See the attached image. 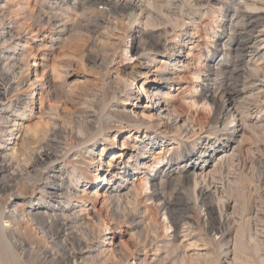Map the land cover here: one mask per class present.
Listing matches in <instances>:
<instances>
[{
  "label": "bare ground",
  "instance_id": "bare-ground-1",
  "mask_svg": "<svg viewBox=\"0 0 264 264\" xmlns=\"http://www.w3.org/2000/svg\"><path fill=\"white\" fill-rule=\"evenodd\" d=\"M62 1L64 2L65 5V7L63 8L65 13H63L62 11L60 13L51 12L50 13L51 16L48 18V16L46 15L47 12H45L44 10L42 12V8H41L38 11L37 19L35 20L38 23V25L41 22H44V26L50 27L51 31H55L56 29L61 28L59 33H67L68 31L71 32L68 26L70 24L69 23L70 19H69V15H66L67 14L66 11H69L71 8L77 9L79 5L78 3L80 2H78L77 0H62ZM239 3L241 4V2ZM43 4L44 3H40V5ZM96 4L102 6L101 9L103 10L99 12L97 11V13L101 15L102 13H105L107 10L113 11L115 9L116 12L117 11L121 12V14L120 13L118 14L121 15L119 18L122 21L121 23L126 24L124 25L126 28L123 29L125 33L124 34L125 37L122 38L119 37L121 39H117L118 37L116 38L114 36H109L104 32H97V35L95 34L96 35L95 37H97L101 41L102 40L107 41L106 42L107 44H105V42L104 44H102V42L100 41H98L99 43L97 44L95 43L96 41L93 43L94 46L97 47V49L100 48V52L103 50L105 53L104 50L105 47L110 44L109 39H115L116 42L115 44H110L111 46V47L109 46L110 48L106 47L108 48V50L106 49V53L110 52L107 53L108 57H106V54H103L102 56L101 53H100L101 56L98 54V55H94L93 57H90L91 58L90 61L93 67L97 66L102 70L103 73L102 74L99 73L97 77L98 85L100 86L98 87L99 89L95 88L97 92L95 91L96 93L91 95V99L87 100L88 103L87 102H86L87 104L85 103L86 106L84 108L82 107L83 109L81 108L79 114L76 116L70 115L68 118L69 122L65 123L63 121L64 117L62 118L63 115L60 117V114L57 111L58 109L52 108V111L54 110V112L51 111V113L47 115L49 116L48 124H50V126L46 129H42V131L39 134L35 132L37 130L35 131L32 130L31 134L33 135L34 134L33 132H35L36 134L33 137H31L32 135L30 134L31 135L30 137L32 138L31 140L32 142L30 145L25 146L23 143L24 140L29 137V132L31 128L29 129L27 127L26 128L23 127L22 124L19 122L20 120L19 118L18 121L11 118L12 116H16L17 118L18 114L15 115L14 113H12L11 115H4L3 113H0V196L3 198L6 197V200H4V202H2V205H0V242H1L0 264H5L4 262H6V264H12V262L13 264H18L21 260L23 259L26 260L25 259L26 257H30L32 255L39 258L38 261L39 264H79L81 262L84 263L86 259L85 256L87 254H90L89 252L91 251L101 253L100 250H107L109 252H112V250L114 249V241L117 239L118 234L115 228L111 229V227L110 228L106 227V224L105 223L103 224V221H100L102 218L105 217L100 216L101 215L100 212L95 209L96 204H101V206L103 205L105 207H108L107 209L109 211L111 207L115 208L114 213L116 214L117 218H121L125 221V223L127 224V226L125 225L127 229L135 231L134 234H130L131 237L133 238L136 235L138 238H140V244H139L140 248L138 247L140 249V252H145V249L147 247H150L153 249V251L156 252V253L154 252L155 254H153V256H156L157 251L161 250L162 248H165V246H170V247L176 246L177 248H191V249L193 248L192 250L194 251L197 250L198 247L197 245L198 240L196 239L197 233L195 232L196 230L193 231L191 229L192 225L190 224L191 222L189 223V220L188 222L184 223L182 226H180L178 222L177 223L173 222V226H171L173 227V233L171 236H167L166 241L164 242V246H162L163 244L161 245L159 244L160 242L155 236L149 235L147 233L144 234L143 237L137 235L136 231L137 230L141 231L139 227L140 224L143 223V222L141 223L137 222V224H133L137 218H142L139 213V207H140L138 204L139 198L143 197V201H144V202L142 201L143 203H145V201H149V202L153 201L156 203L158 202L156 204L157 209L160 212L163 211L162 213H164V211L167 210V203L169 204L170 202L167 200L165 201L164 200L165 198L162 197L161 195L162 189L165 187V184L167 182H171L175 180V181H179L180 183H184V182L191 183L193 188L192 194H194L195 197L194 200L195 205L197 202H199V200H202L203 198L204 200H206L205 198L207 197L209 198L215 197V199H217L218 202L224 200V199L220 200L221 198L219 196L220 189H218L213 184L214 182L213 174H211V176H208L205 172L207 163L202 164L200 167L198 166L196 171L189 172L187 171L186 166L189 164L187 163V161H190L189 158L190 156L189 157L186 156V160L182 161V162H186V165L184 166L182 165V167L179 168L178 167L172 168L173 167L172 163L167 162L166 168L163 169L164 167V165H162L163 159H161L162 157L160 155L164 149L160 147L158 150L159 152H156L154 156L153 154H151L153 149H155V147H158L159 145V142H157L156 137H151L149 133L146 134L147 132H145V135H143V140L135 139L134 141H130L128 138L129 136L127 138H123V133L127 127H133V129H131L130 131L131 135L137 133V131L134 130L137 129L138 127H144L146 128L147 131L161 130L162 128L161 133L170 131L169 134L170 139L171 137L173 139L180 138L182 134L185 136L187 134H190L191 136H195L198 133H200V131H202L203 129L196 124L192 125L188 120H183L182 117L179 116V114L173 110V108L170 109L168 105L169 104L168 100L161 97V93L158 90L160 85L163 84L162 82L160 83L161 75L151 73L148 70L147 65H145V69L143 67L144 64H147L144 63L143 61L144 60L143 55L147 50L145 49V47H143L144 33H143V29L141 28L143 25V21H142L143 17H145L144 26L145 27L150 26L151 24L154 23V21H156L155 20L156 18L152 15L153 13L151 14V12L154 10L156 15L159 16L158 14L162 15L163 10H161L160 6L151 0H96ZM55 6H58V4L56 3L53 7ZM255 7L254 9H256ZM251 9L253 8H250V10ZM172 13H169L167 15L163 14L162 18L166 17V21H168L169 17L176 15ZM98 16L99 15H97V17ZM256 18L259 19L258 17ZM187 20H189V22L193 21L190 18L189 19L187 18ZM251 22L252 21L250 20L249 24L245 25L242 28L243 30H246L248 34L246 35L245 39L241 41L240 48L242 49L245 57L248 58V61L255 60V58L264 60V53H261V50L264 49V36L262 35L263 30L261 29V25L257 24L253 26ZM23 26H16V19H14V17L7 16V14L4 13L0 14V41H2L3 43L5 42L7 43L8 40L11 41V39H13L14 37L18 38L24 29ZM25 26L28 28L27 25ZM111 26L112 25H110V27ZM113 27L114 29L112 28V31L118 29L117 26H113ZM14 28L16 31L14 32L11 31V29ZM110 29L111 28H109V30ZM247 29L249 30L258 29V30L256 31V35L253 36L252 32H250ZM154 37H158L155 41L156 47L159 45L164 46L163 44L166 43V40L163 44H161L163 39L161 40V37L159 36H154ZM123 38H130L131 41L129 49L126 50L123 49V53L125 52L127 55V53H129L130 51L131 55L129 58H127V56L124 54L125 55L124 60L127 61V64L126 63L123 64L124 66L119 65L120 68L117 72V75L112 77L111 74L114 71V66L116 63L114 59L116 56L115 54L118 49V46L122 45ZM55 40H58V38ZM55 40H53V42H55ZM174 45L177 46L178 44H174ZM53 46L54 44L52 43L50 45L45 44L42 47H39L36 50L35 54L24 55L23 58L21 57L23 61V65H21L22 63L20 64L17 62L19 57L6 55L3 50L4 48L0 47V100L1 101L3 100L4 101L6 100L7 102H12L15 100L21 101V103L23 102L24 105L26 106L29 105L32 108L35 103H38L39 104L38 108L41 109L43 107L44 104H43L42 95L46 92V90H48L51 84L55 83L57 79H58L57 82L58 81L61 82L62 77L65 75L55 72L54 68H56L57 71V67H58L56 65H52L50 67L48 66L49 68L45 69L41 73H38L35 69H32V67L38 66L40 64H37L35 62L29 64L28 60L30 58H35L36 60L42 62L43 65H45L48 62L49 57H51L50 59L52 61V64H54L53 60L55 59V57L52 56ZM177 48L178 49L174 48L172 50L173 54L177 55L181 51V47L177 46ZM87 49H89V47ZM89 52L91 53V51ZM190 55L191 54L187 53L185 59H188ZM74 57L71 58L75 60L76 58ZM69 58L67 60H69ZM62 59H65V57H62ZM74 60L71 61L74 62ZM79 60H77V62H80ZM248 61L242 62L243 68L240 69L238 68L239 70H237V72L238 71L242 72L241 75L239 74L241 79L239 83H241L243 87L244 85L249 83L251 79L255 78V74L259 73L262 69H264V64L258 66L259 63L257 64V66H255V68L252 67L251 69L247 65ZM63 62H65V60H63ZM82 63H84V61L81 62V64ZM65 67L64 70H62V72L66 71ZM67 67L69 68V66ZM127 68L129 69V71H126ZM58 70L60 71V69ZM97 73L98 72H96V74ZM150 76H152L153 79L149 81L148 78ZM204 76L208 77V75H204ZM174 79L175 78H173L172 80L175 81ZM60 82L57 83L59 84L57 85V87L60 86ZM75 82L73 83L74 84L80 83V82H76V83ZM134 82L135 85L133 89L127 88L129 85H133ZM61 87L64 86L62 85ZM65 89L64 91H66ZM68 89H72V87H68ZM244 89L246 88L237 89L235 85H231L230 87V85L227 84L223 89L220 90L218 89L219 91L216 92V94L213 96L211 100L212 101L211 108L208 111L210 115L209 118L211 123L210 125L207 126V128L213 131H217L219 129L220 131L222 130L225 132V136H226L225 148H227V144L229 141L236 140L235 138L239 133H242L247 126L249 128V125H247L248 120H246V117L243 115L244 111H242V105L240 101H237V99L241 98L245 93ZM99 92L100 93L107 92L110 95V98H107L109 99V101L112 99H118L117 96L119 94L121 95V93L123 94V96H125V98L124 100L122 99L123 101L122 100L120 101L119 106H114V108H111V106H109V102L108 105H105L103 103L102 106L99 107L96 104L97 96H99V94L97 93ZM141 94L147 96L146 103L149 102L150 104L147 106L137 105L136 112L133 113L131 111H130L131 113L127 112L124 107V105H127L126 101H129L130 98L133 99L132 97L139 96ZM67 95L69 96V93ZM73 95L74 94H72V96ZM192 106L195 107L196 105H192ZM66 110L68 111L70 110V108L67 109L66 107ZM72 110L74 111V109ZM76 111L77 110H75V112ZM38 112H36V114H38ZM70 114H72V112ZM37 118H39L38 115ZM119 118L124 119V121H118L117 119ZM116 122H118L117 125ZM48 124L46 125V127L48 126ZM70 124H72V126H70ZM34 127L32 128L36 129ZM74 127L78 129L77 131L78 134L76 133L77 135L73 131ZM92 130H94V132L89 133V131ZM113 131H116V134L114 137L111 138L109 135ZM243 137L244 134L241 138ZM197 138L199 140L198 142H196L194 149H198L199 147H202L207 142V140L203 141L204 139H202L203 138L202 135ZM241 138H240V143L242 142ZM98 142L101 143L100 144L101 150L99 152H96L95 147H96V143ZM242 143L245 144L246 142H242ZM140 148L143 152V155L142 156H140L141 154L139 156L134 155V153L138 151V149ZM204 148L205 147H203V149ZM237 151L239 152V150ZM200 155H205V153H201ZM96 156H98L99 158L95 159ZM235 156H237V154ZM226 157L227 155H224L219 158H215V161L216 160L219 162L222 161L223 164V159ZM235 160L236 159L234 158V161ZM9 173H12L11 176L13 179L17 178L19 180L22 179L23 177L27 179V181L24 184L22 183L23 185L21 184L22 187L20 191L16 192L13 190V185L10 184L8 185V181L5 180V176L7 174L9 175ZM139 175H141L140 178H138ZM82 187L83 189H81ZM93 188H96L95 191H90V189ZM27 189L28 190L31 189L30 190L31 192L29 191V194L25 193V190L28 191ZM9 200L11 203L13 201L14 203L21 202L23 203L24 206H21L20 209H17L16 207L10 209L8 205ZM35 202H41L44 204H40V203L35 204ZM122 204L123 206L125 205L127 209H125L124 207L125 210L119 213L118 210L120 209V206ZM229 206H230L229 202L226 201L225 204H221L220 208L218 207L219 212L218 211L217 212L219 215L218 217H219L220 226L224 225L226 223L225 221L228 220L226 217H225L226 219L224 218L222 219L221 216H223L222 213L224 212V209ZM111 213H113V211ZM108 214L110 215V213ZM262 216H263L262 223H264V212ZM185 220L187 221V219ZM32 221H36V222L39 221L38 225H40V229L42 230L41 236L37 237L29 232L30 230H28V226L30 225L29 223ZM150 221H147L146 223L144 222L145 229L147 227L154 228V223ZM110 225L112 226V224ZM34 227L36 226L34 225ZM260 227L261 228L258 233H262L264 231V224H261ZM32 230L34 231V229ZM254 230L256 231L257 229ZM120 232H122L121 229H119L118 233ZM219 232L220 230L218 231V233ZM49 235L50 237H48ZM249 235H250V239L254 240V238L252 237L253 235H251V233H249ZM219 236H220L219 243H221L226 237L230 236V233L220 232ZM238 236L239 235H236V242L239 238ZM254 236L255 237L258 236L257 232L254 234ZM100 238H106V240L101 242L97 241L98 242L96 243L97 245L94 246V244H92L93 241L95 242V240ZM229 238L231 239V236ZM88 240L92 242H88ZM256 240H254L255 241L253 242L254 244L252 243V241H250V243H252L254 247L255 245H257L256 242H258ZM236 242H234L233 250L234 249L236 250L238 246L237 244H235ZM200 243L202 242L200 241ZM133 252L135 253L131 256V262L127 261L126 259L124 263H122L121 261L120 264L121 263L144 264L141 261H139L138 258L139 256L138 254L140 253L139 250L136 249V251ZM192 255L198 256V252H194L192 253ZM150 262L152 264H157L159 263V259L157 257H153ZM92 263H95V260H93ZM220 264H225V263L222 262Z\"/></svg>",
  "mask_w": 264,
  "mask_h": 264
},
{
  "label": "rangeland",
  "instance_id": "rangeland-1",
  "mask_svg": "<svg viewBox=\"0 0 264 264\" xmlns=\"http://www.w3.org/2000/svg\"><path fill=\"white\" fill-rule=\"evenodd\" d=\"M77 1L80 2L78 3L79 5L77 9L71 8L69 11H66L67 13L66 15H69V19H70L69 20L70 24L68 26L71 32L68 31L67 33H59L61 28H58L55 31H51L50 27L44 26V22H41L38 25V23L35 20L37 19L38 11L41 8H42V12L43 10L47 12L46 15L48 16V18L51 16L50 14L51 12L60 13L62 11L63 13H65L63 9L65 5L62 0H0V14L4 13L7 14V16L14 17V19H16V26L24 25L23 26L24 32L22 31L21 35H19L18 38L14 37L13 39H11L12 42L8 40L7 43L6 42L3 43L2 41H0V47L4 48L3 50L5 54L9 56L19 57L17 62L20 64L22 63L21 65H23V61L21 57L23 58L24 55L35 54L36 50L39 47H42L45 44L50 45L52 43L54 44L53 53H52V56L55 57V59L53 58L54 64H52V61L50 59L51 57H49V60L45 65H43L42 62L36 60L35 58H30L28 60V63L31 64L32 62H35L37 64H40L38 66L32 67V69H35L38 73H41L42 71H44L45 69L49 68L52 65H56L58 66L57 71L56 68H54L55 66L53 67L55 72L61 73L62 75L66 76V77L63 76L65 78L62 77V80L60 79L62 83L60 81L57 82L58 79L56 80L55 78L56 81L55 83L51 84L52 87L50 86L48 90H46V92L42 95L44 105L41 109L38 108L39 107L38 103H35L32 108L29 105L27 106L24 105V103L23 102L21 103V101L15 100L12 102H7L6 100L5 101L0 100V113H3L4 115H11L12 113H14L15 115L18 114L19 117L17 116L16 118V116H12L11 118L15 119L16 121H18L19 118L20 119L19 122L22 124L23 127L25 128L27 127L29 129L31 128L28 137L29 139L26 138L27 140L26 139L24 140L23 144L25 146L31 144L32 142L31 137H33L36 133L39 134L42 131V129H46L50 126V124H48L49 116L47 115L51 113L52 108L58 109L57 111L60 114V117L63 115L62 116V118L64 117L63 121L65 123H68L69 116L78 115L81 108L82 107L84 108L88 103L87 100L91 99V95L97 92L95 88L99 89L98 87L100 86L98 85L97 77L99 73L102 74L103 72L97 66L93 67L90 61L91 59L90 57H93L94 55H98V54L100 56L101 54L102 56L103 54H106V57H108L107 53L110 52L106 53V49L108 50V48L106 47H109L110 44H115L116 41L115 39H109L110 44L105 47L104 49L105 53L103 50L100 52V48H98L99 49L98 50L93 43L96 41L95 43L97 44L99 43L98 41H100L102 42V44H104V42L105 44H107L106 43L107 41L106 40L101 41L100 39L95 37L97 35V32H104L109 36H114L116 38L118 37L117 39H121L122 37H125L124 35L125 33L123 29L126 28L124 26L126 24L121 23L122 21L121 19H119L121 16L120 15L121 12L119 11L116 12L115 9L113 11L107 10L105 13H102L101 15L98 14L97 11L99 12L103 9H101L102 8L101 5L96 4V0H77ZM151 1L159 5L161 10L164 11V12L162 11V15L163 14L167 15L172 12H173L172 14H176V15L171 16L173 18L169 17L168 20L169 22H168L166 21V17L162 18L161 14H158L159 16H157L153 10L151 14L153 13L152 15L156 18L155 19L156 21H154L153 24L147 27L144 26L145 17H143L142 20L143 25L141 27L144 33L143 47L147 49L145 54L143 55L144 58L143 61L144 63L147 64H144L143 67L145 69V65H147L148 66L147 68L151 73L161 75L160 83L162 82L163 84L160 85L158 90L161 93V97L168 100L169 102L168 105L170 109L173 108V110L176 111V113H178L183 120H188L192 125L196 124L203 129L202 131H200V133L197 134L198 136L197 135L191 136L190 134H187L185 136L182 134L180 138L173 139L171 137L170 139L169 137L170 131H166L167 133L166 132L161 133L162 128L161 130L147 131L146 128L144 127H138L137 129L134 130L137 131V133L134 134L135 135L134 136L131 135L130 133L133 127H127L123 133V138H127L129 136L128 138L130 141H134L135 139L143 140V135H145V132H147L146 134L149 133L151 137H156L157 142H159V145L158 147H155V149H153L152 151L153 153L151 152V154H153L154 156L156 152H159L158 150L160 147L164 149L160 155L162 157L161 159H163L162 161V165H164L163 169L166 168L167 162L172 163L173 166L172 168H177V167L179 168L182 167V165L183 166L186 165V162H182L186 160V156L188 157L190 156L189 157L190 161H187V163L189 164L186 166V169L189 172L196 171L198 166L200 167L202 164L207 163L205 172L208 176H211V174H213L214 177L213 184L218 189H220L219 190L220 191L219 196L221 197L220 200L224 199L223 201H219V202L221 204H225L227 201L230 204L229 207L224 209V212L222 213L223 216H221L222 219L227 218L228 220L225 221L226 223L224 225L221 226L219 225L218 207L220 208L221 204L217 201V199H215V197H210V198L207 197L205 198L206 200H204L203 198L202 200H199V202H197L195 205L194 204L195 197L194 194H192L193 188L191 183L184 182L185 183L184 184V183H180L179 181L173 180L171 182H167L165 184V187L162 189V193H161L162 197L165 198L164 199L165 201L167 200L170 202L169 204L167 203V210L164 211V213H162L163 211L160 212L157 209L156 204L158 202L156 203L153 201L151 202L145 201V203H143L144 202L143 197L139 198L138 200V204L140 206L139 213L142 218H137L133 224H137V222L140 223L143 222V223L140 224L141 228L139 227L141 231L137 230L136 233L141 237H143V235L146 233L155 236L160 242L159 244L160 245L163 244L162 246H164V242L166 241L167 236H171L173 233V227H171L173 226V222L176 223L178 222V224L182 226L184 223L188 222L189 220V223L191 222L190 224L192 225L191 229L193 231L196 230L195 232L197 233V238H196L198 240L197 250L193 251L192 250L193 248L191 249V248H177L176 246L175 247L165 246V248H162L161 250L157 251L156 256H153V254H155L156 252L153 251V249L150 247H147L145 249V252H140L139 249L140 238H138L136 235L133 238L131 237L130 234H134L135 231L127 229L126 228L127 224L125 223V221L121 218H117L116 214L114 213L115 208L111 207L112 210L110 209L109 211L107 209L108 207H105L103 205L101 206V204H96L95 209L100 212L101 214L100 216L105 217L102 218L103 220L102 219L100 220V218L99 220L103 221V224L105 223L106 227L109 228L111 227V229L115 228L118 237L114 241V249L112 250V252H109L107 250H100L101 253L91 251L89 252L90 254H87L85 256L86 259L84 263L81 262L79 264H87V263L88 264H115V263L118 264V262L120 264L121 261L122 263H124L126 259L127 261L131 262V256L135 253L133 251H136V249H138L140 252V253L138 252L139 261H141L144 264H152L150 261L152 260L153 257H157L159 259V263L157 264H164V263L165 264L166 263L167 264H220L222 262L225 264H264V248H263L264 231L262 233H258L261 228L260 225L264 224L262 223L263 220L262 215L264 212V204H263L264 202V81H263L264 69H262L259 73L255 74V78L251 79V81L246 85H244V87L241 83H239L241 80L239 74L241 75L242 72L239 71L237 72V70L243 68L242 62L248 61V58L245 57L242 49L240 48L241 41H243V39H245L246 35L248 34L247 31L243 30L242 28L245 25H248L251 20L252 21L251 24L253 26L257 24L261 25V29L263 30L262 35L264 36V16H263L264 0H260V1L254 0L256 3L253 0L252 1L250 0L249 1L248 0H151ZM239 2H241V4ZM40 3H44V4L40 5ZM56 3L58 4V6L53 7ZM243 3L246 4L244 5ZM254 7L256 9H254ZM250 8L253 9L250 10ZM96 14L99 16L97 17ZM256 17H258L259 19H257ZM187 18L188 19L190 18L193 21L189 22ZM159 22H162L164 25ZM25 25H27L28 28ZM110 25L112 26L110 27ZM113 26L118 27V29H116L115 31L113 30L114 32L112 31V28L114 29ZM109 28L111 29L109 30ZM257 30L258 29L249 30V31L252 32V35L254 36L256 35ZM11 31L14 32L16 30L14 28L11 29ZM154 36H159L161 37V40L163 39L161 44H163L166 40V43L163 44L164 46L159 45L157 46L158 47L157 48L155 41L158 37H154ZM57 38L58 40H55ZM53 40H55V42H53ZM123 42L122 45L118 46V49L115 54L116 56L114 59L116 63L114 66V71L111 74L112 77L117 75L120 66H124L123 64L125 63L127 64V61L124 60L126 53L125 52L123 53V49L124 50L129 49L131 43L130 38H123ZM174 44H178L177 46L181 47V51H180L181 53L179 52L177 55L172 53V50L174 48L178 49L177 46H175ZM88 47L89 49H87ZM89 51H91V53ZM187 53L191 55L188 59H185ZM261 53H264V49L261 50ZM90 54L93 55L91 56ZM130 55L131 53L129 51V53H127L126 55L127 58H129ZM62 57H65V59H62ZM71 57H74L76 59L74 60ZM68 58L69 60H67ZM82 59L84 63L81 64V62H83ZM57 60H59L60 62ZM63 60H65V62H63ZM71 60H74L75 63ZM77 60H79L80 62H77ZM263 62L264 60L255 58V60L248 61L247 65L249 68L252 69V67L255 68V66H257L258 63H259L258 66L264 64ZM66 65L69 66V68ZM63 66L64 67L66 66L65 67L66 71L62 72V70H64ZM58 69H60V71ZM126 71H129V69L127 68ZM96 72L98 73L96 74ZM204 75H208V77H205ZM173 78H175L174 79L175 81L172 80ZM152 79H153L152 76L148 78L149 81ZM75 80L76 82H80V83L74 84L73 82H75ZM59 82H60V86L57 87V85H59L57 83ZM227 84H229L230 87L231 85H235L237 89L246 88L244 89L245 93L243 94V96L237 99V101H240L242 105V111H244L243 115L246 117V120H248L247 125H249V128L247 126L246 129L243 131L244 133L242 132L237 135L235 139L238 140L239 142L236 140L229 141L227 144V148H225V142H226L225 132L222 130L220 131L219 129L217 131L210 130L209 128H207V126L210 125L211 123L209 118L210 115L208 112L211 108V102H212L211 100L213 96L216 94V92L219 91L220 89H223ZM62 85L66 89L64 87H61ZM134 85L135 82L133 83V85H129L127 88L133 89ZM53 86L56 87L54 88ZM67 86L72 87V89H68ZM64 89L66 91H64ZM70 90H72L73 92ZM68 93L69 96L67 95ZM72 94L74 95L72 96ZM85 94H87L88 96ZM97 94H99L100 97L97 96V99L98 97L99 99L98 100L96 98L95 99H96V104L99 107L102 106L103 103L105 105H108L109 102V106H111V108H114V106H119L120 101L122 99L124 100L125 98V96H123V94L121 93V95L119 94L117 96L118 99H112L113 101L112 100L109 101V99L107 98H110V95L107 92L106 93L99 92ZM132 98L133 99L130 98L129 101H126L127 105H124L125 110L129 113L136 112L137 105L147 106L150 104L149 102L146 103L147 100L146 95L141 94L139 96H134ZM192 105H196V106L194 107ZM204 105L207 107H205ZM66 107L67 109L70 108L71 111L70 110L67 111ZM72 109H74V111ZM75 110L77 111L75 112ZM36 112H38V114H36ZM52 112H54V110ZM71 112L72 114H70ZM37 115L39 118H37ZM42 118L44 122L42 121ZM117 120L124 121V119L122 118L121 119L119 118ZM47 124L48 126L46 127ZM117 124L118 122H116V125ZM70 126H72V124H70ZM32 127L36 129H33ZM32 130L33 131L37 130V131H35L36 133L33 132L34 134L32 135L31 134ZM73 131L76 134L78 129L74 127ZM93 132L94 130L89 131V133H93ZM115 134L116 131H113L109 136L112 138L115 136ZM243 134L244 137L241 138ZM201 135L203 136L202 138L204 139L203 141L207 140V142L202 147H199L198 149H194L196 142H198L199 140L197 137ZM240 138L242 142H246V143L245 144H243L242 142L240 143ZM100 144H101L100 142L96 143V147H95L96 152H99L101 150ZM203 147L205 148L203 149ZM237 150H239V152ZM232 151L235 152L237 156H235L236 154L233 153ZM237 152L239 153V155ZM201 153H205V155H200ZM134 155L142 156L143 152L141 148L138 149V151H136ZM224 155H227V157L224 158L225 160L223 159V164L222 161H220L221 164L219 161L217 160L215 161V158H219ZM97 158L99 157L96 156L95 159ZM234 158L236 159L235 161ZM11 174L12 173H9V175L7 174L5 176V180L8 181V185L9 184L13 185L14 191L18 192L21 190L22 185L27 181V179H25V177L19 180L17 178L13 179ZM140 177L141 175L138 176V178ZM81 189H83V187ZM95 189L96 188L90 189V191H95ZM30 190L28 191L25 190V193L29 194ZM2 198L3 197L0 196V205H2V202H4V200H6V197H4L5 199ZM38 203L44 204L41 202H35V204ZM8 205L10 209H13L14 207L20 209L21 206H24L23 203L21 202L14 203L13 201L11 203L10 200L8 201ZM124 207L125 209H127V207L125 205L123 206L122 204L118 212L120 213L123 210H125ZM112 211L113 213H111ZM106 212L110 213L111 216ZM200 215H202L203 217ZM185 219H187V221ZM147 221L154 223V228L152 227L153 229L151 227H147L146 229L144 228L145 223ZM38 222L32 221L29 223L30 225L27 223L29 225L28 226V230H30L29 232L37 237L41 236L42 234L41 233L42 230L40 229V225H38L39 224ZM110 224H112V226ZM34 225L36 227H34ZM31 228L34 229V231ZM119 229H121L122 232L118 233ZM254 229L257 230L255 231ZM219 230L220 232H226V233L229 232L231 239L229 238L230 237L229 236L224 239L225 241L223 240V242L219 243L220 242V236H219L220 232L218 233ZM256 232L258 235L256 236L257 240L256 237L254 236ZM249 233L253 235L252 237L254 238V240L258 241L256 242L257 245H255V247L253 245L254 244L253 242L255 241L253 239L252 240L250 239ZM236 235H239L238 236L239 238L242 237L240 238V240L238 238L237 242H236ZM48 237H50V235ZM105 240L106 238H100L95 240V242L93 241L92 244H94L95 246L97 245L96 243ZM200 241L202 243H200ZM250 241H252L253 244L250 243ZM88 242H92V241L88 240ZM234 242H236L235 244L238 245L236 250L234 249L235 251L233 250ZM0 248H1V242H0ZM194 252H198V256L192 255V253ZM200 256H202L203 258ZM25 259L26 260L23 259L19 263L39 264L38 263L39 258L35 257L34 255L30 257H26ZM92 259L95 260V263H92L93 261ZM226 261L229 263H227ZM4 263L6 264V262Z\"/></svg>",
  "mask_w": 264,
  "mask_h": 264
}]
</instances>
